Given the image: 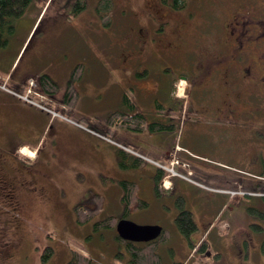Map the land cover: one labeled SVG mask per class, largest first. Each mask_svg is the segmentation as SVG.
Returning <instances> with one entry per match:
<instances>
[{"label": "rangeland", "instance_id": "374dc122", "mask_svg": "<svg viewBox=\"0 0 264 264\" xmlns=\"http://www.w3.org/2000/svg\"><path fill=\"white\" fill-rule=\"evenodd\" d=\"M66 1L68 0H33L9 36L7 53H12L18 48L24 30L32 29L30 36L33 33L37 35L41 32L39 28L49 24L53 30H58L60 36L57 43H54V49L60 51L71 47L77 53L85 52L94 57L90 63L96 62L89 68L93 79L86 80L83 85L85 94L79 97L73 109L62 111L50 107L47 110L27 104L42 115L40 119L37 118L39 122L36 119L33 121V127L29 126L28 117L34 119L35 113L28 111L17 123L21 130L28 127L29 135L21 131L0 134V141L3 143L13 140L16 143L29 142L32 145L37 142L40 155L32 164H38L47 148L51 156L46 166L47 187H44L43 181L38 187L25 184L20 172L13 165L0 162V264H66L74 261L73 251L85 255L88 264H130L127 257L129 254L116 238L115 230L94 224L107 216L122 214L121 197L117 200L118 208L113 202L112 185L119 184L118 180L112 176L102 178L103 175L96 171L100 166L97 156L90 151L84 155L81 150L83 147L87 149L88 145L94 148L97 141L94 134L99 137H103L101 134L108 136L94 128L92 123L104 120L110 112L123 105L128 106L121 101L122 89L134 99L140 109L151 115V108L159 109V105H162L159 110L161 112L169 106L165 89L168 86L167 81L173 77L179 78L176 83L183 91L180 95L182 97L178 125L173 133L159 131L154 136L165 144L171 142L173 148L176 145L177 155L185 160L177 163L171 155L166 162L168 167L172 166L174 169L171 177H179V182L168 194L157 196L147 173L140 175L143 172H132V178L140 181L141 196L149 205L140 212L129 213L132 219L127 218L137 221L138 224H159L168 229L170 238L158 251L163 264H256L254 255H259L260 251H256L261 246L253 240L257 238V227L250 223L258 222L257 216H242L241 213L242 206L249 205L253 197L238 193L240 188L234 175L238 174L249 180L253 178L244 176L247 175L245 171L264 175V88H259L256 122L241 121L234 126L213 116L201 115L192 110L199 105L200 91L187 67H179L155 49L142 51L134 46L131 39L123 40L124 34L137 28V25L142 28L147 26L146 30L150 28V31L147 30L148 39H155L156 32L148 24L145 6L156 0H121L126 5L120 4L118 12L112 13L109 26L104 25L100 17L90 15L94 0L88 2L86 10L89 13L84 12V18L69 16L70 20L65 14L73 10V0H69V3ZM214 2L215 0L212 4ZM132 11L136 15H132ZM55 15L64 22L52 20ZM149 23L152 25L154 21ZM112 44L115 63L129 66L130 80L116 75L113 69L106 71L108 45ZM58 62L52 61L54 68ZM56 76L59 82L63 81L60 74ZM147 81L157 85L154 93H148L144 89ZM260 82L264 86V79ZM33 87L36 88L35 85ZM33 87L29 95H33L34 90L39 92ZM11 89L17 90L13 87ZM34 99L38 100L32 101L44 103L41 97L35 96ZM60 122L68 125V134L65 140L56 144L55 130L52 127ZM75 133L86 139L92 134L93 138L85 140L78 136L83 139L82 144ZM113 135L108 137L113 138ZM130 153L136 154L133 149ZM21 158L29 162V159ZM149 158L145 157L151 162L148 167L156 170L157 163L154 164ZM254 158L262 166L263 172L247 167V162ZM82 159L86 173L90 174L88 177L79 171ZM166 164L163 165L167 166ZM171 177L164 181L166 186L170 185ZM247 186L250 187V184ZM99 191L106 193L103 208L88 222H78L74 205L100 193ZM257 199L253 200L254 203H257ZM177 200L182 201V205L192 212L196 224V229L188 235L181 233L174 222L179 211ZM246 222H249L248 225ZM201 241L205 242L204 252L197 249ZM263 250L261 249L262 258ZM48 252V256H45ZM81 259H78V264H83ZM74 262L71 264H76ZM257 262L264 264V260Z\"/></svg>", "mask_w": 264, "mask_h": 264}, {"label": "flooded vegetation", "instance_id": "af4514ba", "mask_svg": "<svg viewBox=\"0 0 264 264\" xmlns=\"http://www.w3.org/2000/svg\"><path fill=\"white\" fill-rule=\"evenodd\" d=\"M89 1L73 0V10L65 14L66 17L68 19L69 16L84 18L83 13H89L86 10ZM212 1L214 0H185L184 6L178 8L175 6L176 0H156L151 5L145 6L147 20L149 22L154 21L152 25L147 22L156 32L155 39L153 41L148 39L147 30L150 31V28L146 30L147 26L142 28L141 25H137V28H133L128 34H124L123 40L131 39L134 46L142 51L155 49L172 63L189 69L191 78L194 79L200 91L199 105L198 107L194 106L192 110L201 115L213 116L227 125L236 126L241 121L245 123L248 121L256 122L258 121L259 88H264L260 82L264 79V0H215L213 4ZM66 2L69 3V0ZM104 2L108 3L107 11L101 9ZM191 3L193 6L189 7ZM120 4L126 5L121 0H117L116 3L114 0H94L93 11L90 15L95 18L100 17L103 24L109 26L112 13L118 12ZM207 8L209 11H206ZM143 9L144 7L141 8V10ZM132 13V15H136L134 11ZM60 16L63 17L61 14ZM52 20L59 23L64 22L58 15H55ZM44 27L50 30L46 33L52 35V40H54L58 35V30H53L49 24ZM54 43H57V39ZM108 47V60L116 64L115 54H113L115 50H112L114 45H108ZM92 59L95 58L91 55L88 56L85 52L78 53L76 64L83 63L85 68H89L96 62L90 63ZM52 61L54 59L50 60V64ZM69 78L70 75L64 88L54 94L43 92L39 83L37 81L34 83L35 87L40 89L43 94L44 105L62 111L66 109L63 100ZM80 80L77 82L78 92ZM177 81H179L177 77L168 80V86L165 89L171 106L170 110L167 109L162 114V120L170 119V123H173L171 131L178 125L179 113L177 110L180 109L181 111V96L175 90ZM144 89L148 93H154L157 90V85L147 81ZM173 105L177 108H173ZM61 126L66 128L68 125L62 124ZM174 156L178 163L185 161L179 158L177 151ZM3 162H6V159ZM13 166L20 172L25 184L31 183L38 187L41 181H45V175L43 177L42 173L37 178L38 180L26 178L25 170L29 169V162L20 160ZM247 167L263 172L262 166L257 164L255 158L247 162ZM163 173L164 177L166 175L164 170ZM244 173L247 174H243L244 176H251L253 179L249 180L238 174L234 175V180L235 182L238 181L240 188L238 193L253 198H250L252 203L249 201V205L242 206L241 213L242 216L254 214L257 216L256 221L258 222L250 223L258 229H256L257 238L253 240L257 244L260 243L261 246L260 250L256 251H260L259 255L255 253L254 257L257 261L264 260L261 257V249H264V175L254 171H245ZM249 184L250 187L247 186ZM161 194L160 192L157 196ZM89 197L81 202L88 200ZM182 198L184 199V197ZM256 199L257 203H254L253 200ZM244 221L243 218V223ZM248 223L245 224L248 225ZM201 244L205 246V242L201 241L198 247ZM204 246L200 252L205 251ZM257 261L256 264H258Z\"/></svg>", "mask_w": 264, "mask_h": 264}, {"label": "crops", "instance_id": "0c3cea01", "mask_svg": "<svg viewBox=\"0 0 264 264\" xmlns=\"http://www.w3.org/2000/svg\"><path fill=\"white\" fill-rule=\"evenodd\" d=\"M40 30H41L40 33H38L37 35H34L33 33L32 36H30L32 29L24 30L22 39H21L20 44L18 45V48L12 53H7L9 43L4 48L0 49V73L9 77L8 83L10 87L17 88V89H22L25 86V80L27 77H30V76L33 77L36 75H40L42 73H47L54 81L57 82L59 91H61L66 84V81L70 75L71 69L77 62L78 53L75 52L71 47L63 48L60 51H57L56 49H54V42L56 41V39L57 41L59 40L60 38L59 34L56 35V38L54 40H52V35H50L49 33H46L47 31H50V30L45 29V27H43ZM25 44L26 46L23 49ZM52 59L59 61L57 67L55 68L53 67L52 64H50V60ZM89 68L84 69V72L82 74V79L79 82V85H78L79 97L82 94H85V89L83 88V85L86 82V80L93 79V76L90 74ZM109 69H113L115 74L120 76L121 78L126 77L127 80H130L131 72H130L129 67H125L124 65H116V64L111 63V61L108 60L106 71H109ZM56 74H60L63 77V81L60 80L61 82H59V78L56 76ZM123 91L125 90L122 89L121 92L123 93ZM79 97H78L76 104L79 101ZM30 106L31 105L28 106L26 103L18 99L16 96H14L9 91L0 89V134L13 133V132L19 133L21 131V132H24L26 135H29V131H30L29 128L24 127V129L21 130L20 127L17 126V123L20 121L22 117H24L27 114V111L31 113H35L34 119H31V117H28V119L30 120L29 122L30 127H33V121L35 119L37 122L40 121V120H37V118L40 119L42 115ZM151 109L152 110L150 111H153L152 112L153 114L150 115L149 113L147 114V112L145 113L146 116H148L149 120L150 118H152L153 120H162V114L165 111H167L166 109L164 111L159 112V110L162 109L160 107L159 109L158 108L157 109L151 108ZM168 110H170L169 107H168ZM142 111L145 112V110H142ZM52 121H54V118ZM62 124H65V123L60 122V124H57L56 126L52 127L55 130L56 144L60 143L61 141L67 138V134H68L67 127L68 126L64 128L61 126ZM45 127H46V124H45ZM78 128L81 129L80 127ZM81 130L84 133H87L85 130L83 129ZM156 132H159V131H151L148 128H144L140 131H136V130H130L124 127H118L113 133L114 134L113 138L105 136L101 133L100 134L103 137H99L96 134L91 132L92 134L96 136V139H97L96 145L94 146L96 150L91 145H88L87 149L83 147L81 151L84 155L87 154L88 151H90L97 156L98 164L100 166L97 168L96 171H99L100 175H103L102 178L107 179L109 176L110 177L112 176L113 178H115V180H118V183H119V180L121 179H128V180L135 181L138 184L139 196H141L140 181L138 180V178H132L131 173L132 172H138V173L143 172V173H139L140 175L147 173L151 179V184L153 187L154 194L157 195L154 189L156 170H154L153 167H148L151 162L145 159V157L149 158V156H151L152 158H149V159L152 162H154V164L166 163L170 158V152L173 149V147H172L171 142L165 144L161 141L160 138H157V136H154ZM167 132L173 133L174 131L167 130ZM75 134H76V137L81 140L82 144H84L83 139L79 138V137H84V136L78 133H75ZM92 134H91V137H92ZM91 137H89V139H86L84 137V139L90 140ZM149 140H151L150 143L148 142ZM158 142H160L161 144H156ZM154 143L155 145H152ZM32 145H30L29 142L16 143L15 141L10 140V141L3 143L2 141H0V162L6 159V163H8V165L9 164L14 165L16 164L17 161L22 160L21 157L27 158L29 159V169L25 170L26 178L31 179V180L32 178H34L35 180H38L37 178L40 177L41 173L43 174V177H44V175L48 172L46 170L47 169L46 166H47L48 161L51 159V156L47 148V150L41 155V158L38 160L37 162L38 164H32V162L35 161L37 158H39V155H40L39 154L40 147H38V143L36 142V144H32ZM51 145L53 146V143H51ZM126 146L132 148L137 155L143 157V159L145 161H148L149 163L144 162L140 167H137V168L120 167L118 164L117 150L120 147L123 148ZM125 152H130V151L125 150ZM79 171H81L86 177L90 175L86 173L83 159L81 161ZM178 178L179 177H171L170 185L167 186L166 188L163 187L161 190V193L168 194L169 191L172 189V187H174L175 184H178L179 182ZM43 183H45L46 187L48 186V182L46 180ZM112 186H114L112 188L113 202H114L115 207L118 208L117 200L122 195V188L120 184H113ZM98 194L102 195L103 197V203L101 207L102 209L106 203V198H105L106 193L100 192ZM141 210L142 209L137 210L133 213L135 214L136 212H140ZM129 218L131 217L129 216ZM169 234L170 233H168V239L158 246V251L160 249V246L162 244H166L167 241L169 240L170 238Z\"/></svg>", "mask_w": 264, "mask_h": 264}, {"label": "trees", "instance_id": "16d2710c", "mask_svg": "<svg viewBox=\"0 0 264 264\" xmlns=\"http://www.w3.org/2000/svg\"><path fill=\"white\" fill-rule=\"evenodd\" d=\"M32 1L33 0H0V49L4 48L8 44L9 36L15 30L17 21L22 17L27 6ZM175 3L176 7L182 8L185 4V0H176ZM107 5L108 3L104 2L101 9L103 11H107ZM103 17L106 18L104 15ZM84 69L85 67L83 63H78L71 70L63 100L66 109L69 111L73 109L78 100L79 92L77 89V82L82 77ZM36 79L43 92L54 94L58 91L57 82L54 81L47 73H42L36 76ZM121 101L127 103L128 106L123 105V107L110 112L104 120L101 119L96 121L95 123H92V126L100 131H103L108 136L113 135L114 131L118 127H124L136 131H140L144 128H148L151 131L172 130L173 123H170V119L148 121L145 112L139 109L134 99H132L125 91H123ZM159 106L162 108V105ZM173 108L177 107L173 105ZM177 112L180 114V109L179 111L177 110ZM117 156L118 164L122 168H137L146 162L138 155L125 152V149L123 148H118ZM162 177L163 170L157 167L154 184V189L157 195L160 194L162 189ZM119 184L122 188V214L118 216L110 215L104 219H99L94 223L95 226L115 229V223L119 218L129 217L132 212L146 208L149 205V202L145 198L139 196L138 184L135 181L121 179L119 180ZM102 203V195L93 194L88 200L77 204L74 207L77 221L84 223L91 219L99 212L102 207ZM177 205L179 207V211L174 218L175 225L181 233L188 235L194 229H196V224L192 217V213L182 205V201L177 200ZM167 232L168 229L163 228L160 235L156 239L148 242H133L129 240H123L117 234L116 238L122 245L125 246V249L129 254V261L131 264H163L161 256L158 252V246L168 239ZM203 246L204 244H201L197 249L201 250ZM48 254L49 252L45 254V256H48ZM72 257L75 262L69 261L66 264H71V262L78 264L79 258H82L81 260H83V264H88V258L78 251H73Z\"/></svg>", "mask_w": 264, "mask_h": 264}, {"label": "water", "instance_id": "95a60500", "mask_svg": "<svg viewBox=\"0 0 264 264\" xmlns=\"http://www.w3.org/2000/svg\"><path fill=\"white\" fill-rule=\"evenodd\" d=\"M118 236L133 242H148L156 239L162 230L159 224H138L128 218H120L115 225Z\"/></svg>", "mask_w": 264, "mask_h": 264}, {"label": "built area", "instance_id": "2783aa9c", "mask_svg": "<svg viewBox=\"0 0 264 264\" xmlns=\"http://www.w3.org/2000/svg\"><path fill=\"white\" fill-rule=\"evenodd\" d=\"M0 86L1 87H4V85L3 84H0ZM28 92H29V90H28ZM24 97H26V96H24ZM175 162H177V160L175 159ZM170 169H172V168H170Z\"/></svg>", "mask_w": 264, "mask_h": 264}, {"label": "bare ground", "instance_id": "6f19581e", "mask_svg": "<svg viewBox=\"0 0 264 264\" xmlns=\"http://www.w3.org/2000/svg\"><path fill=\"white\" fill-rule=\"evenodd\" d=\"M158 104V103H157ZM171 114V113H170ZM178 124V123H177ZM165 132V131H164ZM164 174V173H163Z\"/></svg>", "mask_w": 264, "mask_h": 264}]
</instances>
